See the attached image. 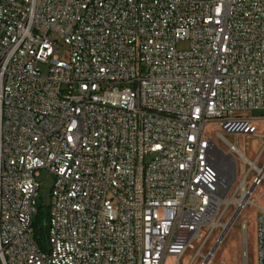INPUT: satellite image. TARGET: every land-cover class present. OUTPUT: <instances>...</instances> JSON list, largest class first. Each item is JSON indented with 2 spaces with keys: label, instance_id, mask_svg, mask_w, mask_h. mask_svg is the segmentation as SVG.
Returning a JSON list of instances; mask_svg holds the SVG:
<instances>
[{
  "label": "built area",
  "instance_id": "1",
  "mask_svg": "<svg viewBox=\"0 0 264 264\" xmlns=\"http://www.w3.org/2000/svg\"><path fill=\"white\" fill-rule=\"evenodd\" d=\"M258 120L264 0H0V264H179L219 213L208 127L236 138L242 212L264 179L237 138ZM256 245L264 264V213Z\"/></svg>",
  "mask_w": 264,
  "mask_h": 264
},
{
  "label": "rangeland",
  "instance_id": "2",
  "mask_svg": "<svg viewBox=\"0 0 264 264\" xmlns=\"http://www.w3.org/2000/svg\"><path fill=\"white\" fill-rule=\"evenodd\" d=\"M187 42H182L178 45L179 50H186L188 48ZM58 57L62 61L68 60V49L65 46H61L57 53ZM45 71V67H41ZM254 117H260L259 114L255 113ZM259 129L258 136H239L237 138L238 149L248 158L250 161H255L256 157L259 156L258 160L259 168L264 166V120H258L255 122ZM208 132L214 139L213 152L215 156L221 159L224 168L229 167L228 153L226 141L235 143L236 138L234 136L225 135L222 129L217 125H210ZM220 134L217 136V134ZM217 166V165H216ZM241 168L239 171V178H242ZM228 172V176H227ZM251 177L254 176V172H251ZM228 180H227V178ZM223 178L229 182V170H227ZM39 182L41 184V190L39 193V203L48 205L50 202L51 188L53 185L54 177L45 169L39 171ZM251 180L248 181L249 188L251 187ZM255 192L252 195L251 200H255V206H249L243 216L241 213L239 217L231 225V229L227 231L221 244L218 245L214 252V256L210 257V254L214 250L217 241L225 231L226 227L230 224L235 211V208L230 205L229 207L225 204H220L219 211L220 215L225 209L224 216L215 219L217 226L214 228H206L202 231L200 237L193 244L194 249H189L187 253L179 259V264H202L205 259H208L209 264H256V216L258 213H264V180L261 181ZM226 187V186H225ZM229 187H226L225 192L222 194V200H229L231 194H229ZM219 219V220H217ZM247 222L246 231L243 232V225ZM219 223V224H218ZM215 229V230H214ZM215 232V233H214ZM197 258V259H196ZM211 259V260H210ZM164 264H177L174 258H167Z\"/></svg>",
  "mask_w": 264,
  "mask_h": 264
},
{
  "label": "bare ground",
  "instance_id": "3",
  "mask_svg": "<svg viewBox=\"0 0 264 264\" xmlns=\"http://www.w3.org/2000/svg\"><path fill=\"white\" fill-rule=\"evenodd\" d=\"M263 149H264V147H263ZM259 158L260 157H258V158H256L255 159V161H250V162H252V164H253V170L254 171H256L257 173H259V172H261V176L263 177V179H264V171H262V168H259V166H258V160H259ZM215 160H216V165H217V168H218V171H219V174H220V178H221V183H222V185H221V191H220V195H219V197H218V201H217V206H220V204H225L226 206H229L231 203H233L234 202V199H227V200H222L221 199V196H222V194L225 192V190H226V187L228 186V181H225L226 180V178H223V175H224V173L227 171V170H230L229 168L230 167H228L227 169H225L224 168V164H222V163H220L221 162V159L220 158H218V156L216 157L215 156ZM229 165V164H228ZM252 172V171H251ZM227 176H228V172H227ZM227 180H228V178H227ZM260 184H262V183H260ZM259 184V185H260ZM258 185V186H259ZM226 186V187H225ZM257 186V187H258ZM256 190V189H255ZM254 190V191H255ZM254 191H253V193H254ZM252 193V195H254ZM252 195H251V197H252ZM251 197H250V199H249V202H248V204H247V206H246V208L241 212V216H243V214H244V212H245V210L249 207V206H251V205H253V206H255L254 204H255V200H251ZM220 212L221 211H219V213H218V218H220V216H224V214H225V209L222 211V213H221V215H220ZM217 220H219V219H217ZM219 224V223H218ZM244 225H245V227H247V222L245 221V223H244ZM217 226V223H215L214 225H213V228L214 227H216ZM233 226V225H232ZM231 229V228H230ZM215 230V229H214ZM215 233V232H214ZM196 242V241H195ZM194 242V243H195ZM193 243V244H194ZM192 244V246H191V250H193L194 249V245ZM187 253V252H186ZM185 253V254H186ZM184 254V255H185ZM183 255V256H184ZM214 255V253L213 254H210V257L212 258V256ZM210 257H208V258H210ZM197 259V258H196ZM211 260V259H210ZM207 264H209V263H207Z\"/></svg>",
  "mask_w": 264,
  "mask_h": 264
},
{
  "label": "trees",
  "instance_id": "4",
  "mask_svg": "<svg viewBox=\"0 0 264 264\" xmlns=\"http://www.w3.org/2000/svg\"><path fill=\"white\" fill-rule=\"evenodd\" d=\"M49 221L48 205H38V214L36 218V240L40 246H43L46 242V234Z\"/></svg>",
  "mask_w": 264,
  "mask_h": 264
},
{
  "label": "water",
  "instance_id": "5",
  "mask_svg": "<svg viewBox=\"0 0 264 264\" xmlns=\"http://www.w3.org/2000/svg\"><path fill=\"white\" fill-rule=\"evenodd\" d=\"M240 213H241V210L240 209L236 210V212L234 213V216H233L230 224L226 227L225 231L223 232V234L221 235V237L217 241V244H216V246H215V248H214V250L212 251L211 254H213L215 252V250L217 249L218 245L221 244L222 240L224 239L225 235L227 234V231L229 230V228L231 227V225L233 224V222L239 217Z\"/></svg>",
  "mask_w": 264,
  "mask_h": 264
},
{
  "label": "crops",
  "instance_id": "6",
  "mask_svg": "<svg viewBox=\"0 0 264 264\" xmlns=\"http://www.w3.org/2000/svg\"><path fill=\"white\" fill-rule=\"evenodd\" d=\"M260 160V159H259ZM257 189V188H256ZM255 192V191H254ZM214 256V255H213Z\"/></svg>",
  "mask_w": 264,
  "mask_h": 264
}]
</instances>
